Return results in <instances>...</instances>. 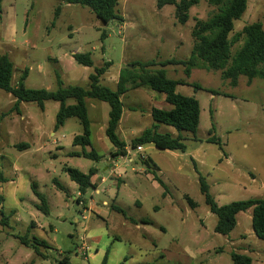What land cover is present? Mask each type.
<instances>
[{
    "label": "rangeland",
    "instance_id": "1",
    "mask_svg": "<svg viewBox=\"0 0 264 264\" xmlns=\"http://www.w3.org/2000/svg\"><path fill=\"white\" fill-rule=\"evenodd\" d=\"M196 1L188 22L181 24L175 6L158 9L157 0H120L121 19L109 23L89 7L62 0H4L0 56L7 55L14 65L13 87L27 72V88L57 91L59 79L64 88H87L95 68L112 62L101 84L115 89L112 80L118 81L129 63L190 57L196 21L216 12L209 0ZM253 23L264 29V0H248L230 38ZM242 44L234 45L232 53ZM77 53H90L94 65L78 64L73 58ZM164 69L170 79L201 87H177L178 93L200 102L197 133L182 132L184 153L153 144L138 152L132 142L155 123L151 109L169 110L172 105L147 87L129 90L122 97L124 118L117 134L134 161L115 162L121 178L109 168L114 146L105 134L108 103L87 99L92 146L86 150L102 156L97 161L72 155L82 152L73 140L84 128L74 117L56 128L59 102L47 101L43 109L22 102L17 111L15 97L0 90V170L8 179L0 183V212L11 215L9 228L0 225V264H61L65 257L70 264H100L107 252L108 264H234L232 252L264 264V240L254 233L252 209L238 214L229 235L216 233L218 218L200 189L202 175L219 205L264 197V80L249 84L241 76L233 87L221 71L193 69L187 77L181 64ZM159 127L178 136L173 127ZM93 168L98 170L92 180L98 189L83 195L86 208L77 202L79 189L68 169L87 174ZM33 183L45 195L49 214L38 209ZM86 247L87 259L79 252Z\"/></svg>",
    "mask_w": 264,
    "mask_h": 264
},
{
    "label": "trees",
    "instance_id": "2",
    "mask_svg": "<svg viewBox=\"0 0 264 264\" xmlns=\"http://www.w3.org/2000/svg\"><path fill=\"white\" fill-rule=\"evenodd\" d=\"M3 1L0 0V11L2 10ZM62 1L66 4L89 7L104 23L121 19L118 12L120 0ZM196 3V0H157V7L162 9L167 5L175 6L178 22L185 24L190 18L189 11L191 7ZM209 4L216 7V12L205 21H196L192 32L195 44L187 60L172 59L160 63L150 60L129 63L120 71L116 90L101 84V78L108 71L112 62H107L104 67L95 68V72L89 76V86L87 88L81 86L64 88L60 79L58 80L60 87L57 91L27 88L24 84L28 77L27 72L21 76L18 85L13 87L14 65L7 55L0 56V90L15 97L14 109L17 111H19L22 102L36 103L42 109L47 101L59 102L60 109L57 114L56 128L63 126L66 120L72 117L77 118L84 128L83 134L77 135L73 140V146L82 147V152H74L72 155L93 158L98 161L102 156L94 152V149L91 151L86 150V147L92 146L91 120L88 115L87 99L106 102L110 105L109 122L105 134L116 148V152L112 154L113 157L126 156L128 145L117 134L124 112L122 97L131 89L147 87L164 94L166 102L172 105V108L170 110L152 108L151 116L155 123L150 129L144 131L141 136L133 140L132 147L136 149L138 146L153 144L162 150L184 153L187 146L184 143L185 138L182 136V132L196 135L200 124L201 108L198 99L178 93L177 87L180 85L193 86L196 89H201V87L189 82L168 78L164 68L168 65L181 64L185 68L187 77L191 75L193 69L221 71L222 78L230 80L233 87L238 85L241 76H245L249 84L257 78L264 80V29L262 24L247 25L241 32L230 38L236 21L242 18L248 8V0H209ZM103 36L106 37V34ZM242 40V46L235 53H232V47ZM73 58L80 65L87 67L94 65L90 53H77L73 55ZM157 65L161 68L155 69ZM211 92L213 94L217 93L215 91ZM70 100H74L75 103L68 104ZM159 124L175 128L178 136H173L172 133L168 132H160ZM211 142L216 143L213 138H211ZM22 147H28V145L24 144ZM146 164L151 168L148 161ZM97 171L96 168H93L86 174L78 169H68L71 180L78 185L81 196L89 189L96 188L92 180ZM7 181V177L0 170V183ZM159 182L164 186L162 181ZM32 188L41 202L38 209L45 214H49L50 208L45 195L38 190L36 183H33ZM200 189L205 196L206 204L209 206L211 213L218 218L215 227L216 233L229 235L237 226L238 214L252 209L254 233L259 239L264 240V197L219 205L210 194L209 185L202 175H200ZM3 201L4 197L0 196V203ZM77 202L80 203L81 199ZM188 203L192 208L196 207V203L191 198H189ZM116 209L125 215L122 208ZM10 218L11 215L7 216L1 210L0 225L9 228ZM20 239L22 240L23 237H20ZM24 239H29V236L25 235ZM41 243L45 244V242ZM231 258L234 264H252L253 262L250 256L238 252H232ZM61 264H69L68 258L65 257ZM100 264H108V252Z\"/></svg>",
    "mask_w": 264,
    "mask_h": 264
},
{
    "label": "built area",
    "instance_id": "3",
    "mask_svg": "<svg viewBox=\"0 0 264 264\" xmlns=\"http://www.w3.org/2000/svg\"><path fill=\"white\" fill-rule=\"evenodd\" d=\"M136 150L138 152H141L144 150L143 146H138L136 148ZM123 162L124 165L129 164V163H133L134 159L131 157V152L130 150L127 148V155L126 156H120L119 159L115 160V162ZM114 166L110 167L111 170V174L112 175H117L118 178H121L120 174H117V166L115 164H113ZM105 180L103 179L102 182H104ZM94 190H97L96 188H94ZM81 194L79 193V197L77 200H80L81 198ZM79 204L83 205V202L81 201ZM84 219H86V217H84ZM88 248L86 247L85 249H82V252L79 251L81 253V256H83L84 258H88V254H87Z\"/></svg>",
    "mask_w": 264,
    "mask_h": 264
},
{
    "label": "crops",
    "instance_id": "4",
    "mask_svg": "<svg viewBox=\"0 0 264 264\" xmlns=\"http://www.w3.org/2000/svg\"><path fill=\"white\" fill-rule=\"evenodd\" d=\"M127 66V65H126ZM121 71V70H120ZM119 74H120V72H119ZM104 75H109V74H104ZM118 80H119V76H118ZM115 84H116V88L114 89V90H116L117 89V84H118V81H115V80H112ZM151 90V89H150ZM153 91V90H152ZM165 96V95H164ZM170 110V109H169ZM151 111H152V109H151ZM123 118H124V112H123V115H122V119H121V121H120V124H119V127H121V124L123 123ZM119 127H118V129H119ZM159 130H160V127H159ZM115 151H116V148L114 147L113 148V150H110V153H111V156H112V158H111V160H110V167H112L111 165L112 164H115V160H117V159H115V157H113V153H115ZM109 167V168H110ZM93 179H94V177H93ZM78 186V185H77ZM98 189V188H97ZM80 193V192H79ZM83 198V196L80 198L81 199V201L83 202V207H86L87 208V206H88V204L86 203V201L84 200V199H82ZM69 264H70V262H69Z\"/></svg>",
    "mask_w": 264,
    "mask_h": 264
}]
</instances>
